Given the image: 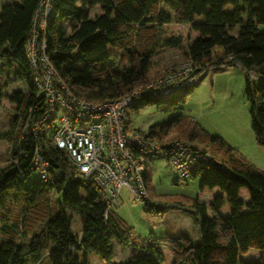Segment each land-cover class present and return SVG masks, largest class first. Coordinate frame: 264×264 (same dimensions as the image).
<instances>
[{
	"label": "trees",
	"instance_id": "obj_1",
	"mask_svg": "<svg viewBox=\"0 0 264 264\" xmlns=\"http://www.w3.org/2000/svg\"><path fill=\"white\" fill-rule=\"evenodd\" d=\"M0 1V78L14 84L10 92L0 87V100L10 111L8 129L0 138V264H101L112 259L114 242L125 253L113 264H264V171L185 114L177 113L148 130L157 139L175 131L177 139L211 155L190 174L199 177L200 193L208 194L209 201L196 197L169 205L171 210L190 208L199 217V243L185 237H134L107 211L105 192L83 179L52 144L50 132H30L46 110L25 47L40 0ZM51 7L45 29L37 30V55L43 51L48 56L77 98L101 103L140 87L141 100L132 108L155 104L166 113L180 111L191 87L166 91L161 85L152 95L146 86L165 72L152 60L157 47L181 43L177 35L158 33L188 24L194 36L185 54L193 67L188 79L204 71L206 63L213 68L227 60L240 65L246 73L251 130L257 146L264 148V31L258 30L264 24V0H52ZM216 49L221 54L212 56ZM251 75L262 81L254 82ZM36 149L48 162L47 182L32 167ZM144 182L153 198L148 168ZM50 192L58 199L38 230L10 222L11 197L34 208ZM157 202L143 201V210L164 214L167 205L158 207ZM68 210L79 215L76 231Z\"/></svg>",
	"mask_w": 264,
	"mask_h": 264
},
{
	"label": "rangeland",
	"instance_id": "obj_2",
	"mask_svg": "<svg viewBox=\"0 0 264 264\" xmlns=\"http://www.w3.org/2000/svg\"><path fill=\"white\" fill-rule=\"evenodd\" d=\"M1 4L0 1V6ZM94 12L96 11L94 10L92 14ZM68 24V21L64 22L65 27ZM189 28L188 24H181L175 27L170 26L158 33L160 37L177 35L181 40L180 45L176 47L160 45L157 47L152 60L165 71L159 79L165 78L186 63V50L194 37L190 34ZM258 30L264 31V24L258 25ZM143 34L145 32H142ZM134 40L132 35L129 42L133 44ZM140 43L135 41V44ZM220 54L221 50L216 49L212 56ZM226 63L219 68H213V64L212 66L205 64L204 71L191 79L193 86L184 103L180 105L182 108L180 111L166 113L157 109L155 104L139 106L136 109L129 108L130 126L147 131L150 126L165 122L177 113L185 114L198 122L211 136L221 137L248 163L264 171V148L256 144L250 126L249 105L244 95L246 73L240 65L230 64L229 60ZM122 65L128 64L124 62ZM251 77L254 82L262 81L260 78H253V75ZM0 87L5 92H10L14 84L0 78ZM9 112V105L0 100V138L1 134L8 129ZM177 137L176 132L171 131L162 141L183 140ZM147 168L152 186L153 198L152 196L151 198L165 203L167 211L164 214L144 211L143 201L136 199L126 186L121 187L111 204V211L131 229L134 237L145 239L152 235L161 240L185 237L193 244H198L201 235L199 217L190 208L171 210L169 205L177 200L186 202L189 198L196 197L201 202L207 203L209 196L206 193H200L199 177L190 176L186 182L174 183L177 172L162 155L148 159ZM57 199L58 197L50 192L47 198L37 206L29 208L23 199L15 200L11 197L7 213L10 222L17 226L21 223L25 224L26 228L36 231L41 226V220L47 216L48 210H53ZM23 212H25L24 216ZM67 212L71 217L72 228L76 231L80 222L79 215L71 210ZM112 248V259L101 264H113L115 261L124 259L125 249L121 244L114 242Z\"/></svg>",
	"mask_w": 264,
	"mask_h": 264
},
{
	"label": "built area",
	"instance_id": "obj_3",
	"mask_svg": "<svg viewBox=\"0 0 264 264\" xmlns=\"http://www.w3.org/2000/svg\"><path fill=\"white\" fill-rule=\"evenodd\" d=\"M51 1L40 0L34 14L33 31L25 42L27 56L36 70L33 80L46 104L45 112L31 126L30 132L34 136L43 131L50 132L52 144L65 153L83 179L92 180L105 192L107 211L110 212L122 186H126L136 199L151 204L152 198L144 182L148 159L162 155L177 172L175 183L186 182L192 170L200 162L210 161L211 155L195 148L190 141L163 142L168 135L157 139L149 130L132 128L128 109L141 100L140 87L101 103L74 96L48 56L43 51L37 55L36 51L37 30H44L52 15ZM39 48H45L44 41ZM191 70V63L186 61L165 78L148 83V94L156 95L161 85L166 91L191 87L192 81L188 79ZM40 154L36 149L32 167L39 178L47 182L48 162ZM156 205L161 207L163 203Z\"/></svg>",
	"mask_w": 264,
	"mask_h": 264
},
{
	"label": "water",
	"instance_id": "obj_4",
	"mask_svg": "<svg viewBox=\"0 0 264 264\" xmlns=\"http://www.w3.org/2000/svg\"><path fill=\"white\" fill-rule=\"evenodd\" d=\"M212 163L219 164V163H218V162H216V161H212Z\"/></svg>",
	"mask_w": 264,
	"mask_h": 264
},
{
	"label": "clouds",
	"instance_id": "obj_5",
	"mask_svg": "<svg viewBox=\"0 0 264 264\" xmlns=\"http://www.w3.org/2000/svg\"><path fill=\"white\" fill-rule=\"evenodd\" d=\"M192 86H193V85H192ZM192 86H191V87H192Z\"/></svg>",
	"mask_w": 264,
	"mask_h": 264
}]
</instances>
